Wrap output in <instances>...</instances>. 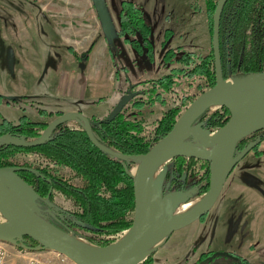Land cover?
I'll return each mask as SVG.
<instances>
[{
  "label": "rangeland",
  "instance_id": "obj_1",
  "mask_svg": "<svg viewBox=\"0 0 264 264\" xmlns=\"http://www.w3.org/2000/svg\"><path fill=\"white\" fill-rule=\"evenodd\" d=\"M48 1L0 0V96L6 98L0 99V124L7 121L17 125L23 116L35 122H52L61 111L78 110L87 113L92 108L91 92L87 93L86 100H69L65 97L56 99L54 96V89L57 86L55 84L58 83L60 77L61 80H64L65 75H62V72H67L62 71L67 67L65 62L67 52L59 44V37L62 38L64 45L71 47V50L87 52L90 43H96L100 26L102 29L101 39L109 49L114 63L111 65L109 58L106 57L101 60L99 67L104 68L106 74L112 73V66L115 71L124 68L133 84L154 81L167 76L171 69L169 62H165L169 50L178 52V56L190 52L206 54L198 44L202 24L199 22L197 27L193 26L195 17L198 16L193 8L203 9V0H192L191 2H196L195 5L192 4V7L189 5L191 3L189 0ZM123 1L136 3L137 7L143 9L149 19L153 28L152 60L146 51L143 55L138 54L123 38L118 36L119 12ZM18 7H21L22 10L20 11ZM37 11L49 15L51 18L54 17L53 19L49 18L50 21H54L53 31L48 23L47 26L45 24L47 16L37 18L34 14ZM202 20L206 31L210 32L207 16ZM36 28L37 30L44 29L45 35L41 31L38 34ZM203 41L208 43L206 51H209L207 35L202 37L199 43ZM37 43V46L39 44L43 46L42 50L37 47L41 63L32 65L30 61L32 52L29 45ZM121 74L124 73L121 72ZM122 77L125 79V74ZM112 86L113 84L102 88V91L98 89V94H102L103 97H111L114 88ZM125 94L126 92L123 93V97ZM197 94L194 86L184 83L176 89L175 95L167 98L165 107L157 106L153 114H150L146 109L145 119L150 123L154 122L164 111L178 105L182 97H196ZM17 96L18 98H16ZM14 98L15 100L12 101ZM106 101H103V104ZM41 110L55 114L44 116ZM217 110L220 109L213 108L208 114ZM106 113L107 111H101L98 119L108 116L111 111ZM73 126H78V124H68L67 128L70 129ZM194 141L190 143L193 144ZM261 156H264V141L259 145L257 151H252L236 166L229 176L219 200L209 214L193 225L172 234L162 251L150 256L152 264H264V158ZM35 160V155L24 154H19L13 159L20 165L31 164ZM138 166L139 161H134L130 172H133ZM167 167L168 173L171 171L170 167L175 169L172 171V177H176V180L185 174L186 186H194L199 180L198 177L200 178L206 173L209 164L202 161L185 159L181 162L174 159L167 164ZM58 172L60 176H68L65 169H58ZM72 183L80 185L78 181ZM167 188L169 189V187ZM170 190L173 191L174 188H170ZM194 191L193 188L191 195L182 199L179 206L202 197L189 200ZM39 203L45 212H49L48 202ZM53 203L66 211L74 208L73 202L59 193L54 194ZM5 224H7L5 217L0 214V226ZM125 233L126 231L115 236L100 237L94 235V238L101 242L99 246H102L105 245V242L99 238L113 237L111 243H117ZM79 240L88 246L95 247L84 239L79 238ZM178 245L182 246L180 252V247L176 249ZM194 248L197 250L194 251ZM175 249L177 252L174 253ZM210 250L216 252L209 254ZM41 252V255L34 254L26 256L27 258L14 252L9 264H26L28 259L33 257L55 263L57 256L54 253ZM207 254L212 257L216 254L220 256L215 260L205 258L201 263L200 258ZM228 254L232 257H228Z\"/></svg>",
  "mask_w": 264,
  "mask_h": 264
},
{
  "label": "trees",
  "instance_id": "obj_2",
  "mask_svg": "<svg viewBox=\"0 0 264 264\" xmlns=\"http://www.w3.org/2000/svg\"><path fill=\"white\" fill-rule=\"evenodd\" d=\"M218 2L205 0L211 37L210 49L205 55L190 52L178 56V52L169 50L165 57V62L168 61L171 66L169 74L149 82L133 84L126 69L116 70V75L121 72L125 74L129 85L125 97L130 98L125 107L115 114H112L114 108L102 119L89 118L95 123L93 134L98 135L103 144L124 156H145L171 132L187 108L215 86L211 43L213 15ZM119 22L118 36L138 54L143 55L146 51L152 60L153 28L143 9L137 7L136 3L123 1ZM93 48L94 44H91L86 58ZM220 51L225 80L239 75L264 74V0L228 1L220 24ZM184 83L195 87L198 93L196 97H182L178 105L164 111L154 122H148L145 119L146 109L153 114L157 106L165 107L167 98L175 95L176 89ZM0 99L6 98L0 96ZM41 113L44 116L54 115L42 110ZM64 114L60 112L58 117ZM228 120V111L221 108L211 115H208L207 110L200 116L199 123L204 125V131L213 133L223 128ZM49 123L31 121L26 116L17 125L4 121L0 124V137L8 135L15 140H37ZM243 148L241 142L238 150ZM19 154L35 155L36 160L31 164H17L13 159ZM133 163L112 159L96 148L85 132L71 130L66 125L57 128L51 138L38 148L0 146V169L28 168L35 171V174L21 172L19 176L44 202L49 203V211L58 217L54 225L74 238L84 239L95 246L101 242L94 235L115 236L132 227L135 211L134 180L128 172ZM58 169L67 170L68 176H60ZM206 170L194 184L195 191L189 200L201 197L208 191L209 167ZM73 181H78L80 185H74ZM55 193L73 202L74 208L66 211L57 207L53 203ZM16 247L19 250L36 251L39 245L24 237ZM203 257L212 259V255L208 254ZM143 264H152L151 257Z\"/></svg>",
  "mask_w": 264,
  "mask_h": 264
},
{
  "label": "water",
  "instance_id": "obj_3",
  "mask_svg": "<svg viewBox=\"0 0 264 264\" xmlns=\"http://www.w3.org/2000/svg\"><path fill=\"white\" fill-rule=\"evenodd\" d=\"M229 0H219L213 15L212 52L214 57L215 86L198 97L181 115L171 132L145 156H124L99 142L93 134V123L79 112L67 113L48 124L47 129L34 141L0 137V146L32 149L43 146L57 128L78 121L90 142L112 159L139 161L134 180L135 211L132 227L117 243L107 247H92L67 234L54 224L40 218L45 212L39 202L44 199L20 176L28 168L0 169V213L7 225L0 226V242L18 245L24 237L39 245L36 250H46L65 256L73 264H143L174 233L198 222L214 208L229 176L258 142L248 144L239 154V144L248 137L264 131V74L233 77L225 80L220 51V24ZM130 97H124L112 114L122 110ZM213 107L229 112L227 124L214 133L204 131L199 118ZM190 139H193L191 144ZM205 140L212 150L199 148L195 142ZM174 159L202 161L209 164L208 191L199 204L188 214L174 218L185 194L164 195L168 173L167 164ZM156 175V177H155ZM187 197V198H188ZM39 203V205H38ZM183 205V204H182ZM55 214V213H54ZM162 241L158 248L146 250L151 244ZM228 257H232L230 254Z\"/></svg>",
  "mask_w": 264,
  "mask_h": 264
},
{
  "label": "crops",
  "instance_id": "obj_4",
  "mask_svg": "<svg viewBox=\"0 0 264 264\" xmlns=\"http://www.w3.org/2000/svg\"><path fill=\"white\" fill-rule=\"evenodd\" d=\"M50 1V0H49ZM48 1V2H49ZM192 0H189V3ZM194 1V0H193ZM197 1V0H195ZM204 2V6H202L203 9L200 10L197 8H193L194 11L196 13H198V16L195 17V24L193 26L197 27L198 23L201 22L202 24V31L199 33L200 37H199V41L198 44L203 48V52L205 51L206 53L208 51L207 48V44L208 43H204L200 42V39L203 37H205L207 35V37L209 38V45H210V41H211V37H210V32L206 31L205 28V24L204 21L202 20L203 17H206V9H205V0H203ZM194 3V4H193ZM196 2H191L189 5L190 7H192V4L195 5ZM22 6V4H21ZM48 7V6H47ZM18 9L21 11L22 8L18 7ZM200 12H199V11ZM39 12V13H38ZM36 15L37 18H44L43 16L46 15L40 11H37L34 13ZM34 16V15H33ZM47 16V15H46ZM24 17V16H23ZM46 19V26L47 23L49 24V26L54 28V21H50L49 15L47 17H45ZM54 17L52 16L51 19H53ZM201 20H200V19ZM199 19V21H198ZM208 19V17H207ZM208 24V21H207ZM41 25V23H40ZM42 26V25H41ZM36 27H38V25L36 24ZM209 27V24H208ZM54 29H52L53 31ZM102 29L99 26V31H98V38L96 39V43L92 42L91 44H94V48L92 53L89 55L88 58H86V54L87 52H80L81 50H69L71 49V47L68 45H64L63 44V40L61 37H59V44L61 46L64 47V49L66 50L67 54L65 56V62L67 64V67L65 69H63L62 71H67V72H62V75H65V79L61 80V77L58 81V83H56L55 85H57L54 89V96L56 99H62V98H67L69 100L71 99H81V100H86L87 98V93L91 92L92 95L91 98L93 100V106L92 108L89 109L88 115L87 113L81 112V111H61V113H75V112H79L81 114H83L84 116H86L87 118H100L98 117L101 113V111H107L106 114L110 113V111L112 112L113 108H115L116 104H118L121 99L123 98V93H125L127 91L128 88V84L126 82V77L125 79H122L123 75L120 73L118 75H116V71L114 70V66H112V73L110 74H106V70L104 68L99 67V64L101 63V60L105 59L106 57L109 58L110 63L112 65V63H114V61L112 60V56L111 53L109 51V49L107 48L106 44L104 43V40L101 39L102 34L101 31ZM36 31L39 34V31H41V33H43V35H45L44 33V29H38L36 28ZM20 39V37H19ZM95 39V38H94ZM21 40V39H20ZM22 41V40H21ZM37 44L33 45L30 44L29 47L31 49V63L32 65H40L41 63V59L38 57V53H37V47H39L41 50L43 49L42 44H39V46H37ZM70 47V48H69ZM90 47V46H89ZM88 47V49H89ZM87 49V51H88ZM200 54V53H199ZM112 77V78H111ZM111 84H113L112 87L113 88V95L111 97H103L102 94H98V89H100V91H102V88H107V86H110ZM116 92V93H115ZM19 96V94H18ZM18 96L16 98H18ZM25 97V96H23ZM100 98V99H98ZM15 100V98L13 99ZM105 104H103V101H105ZM55 114V113H53ZM106 116V115H105ZM104 118V117H103ZM261 158H264V156H261ZM171 239L168 238L165 243L155 252V253H160L162 251V249L167 245V243L169 242V240ZM184 243V242H183ZM185 247V244L183 245ZM6 249L11 257L12 253L14 252H18V249L16 246L11 245V244H6ZM179 249V252L182 248V246H177L176 249ZM174 250V253L177 252V250ZM194 251L197 250V248L193 249ZM216 251L214 250H210L209 254L212 253L214 254ZM42 253V252H41ZM40 252H37L36 255H41ZM264 255V254H263ZM31 256V255H25L24 258ZM206 257L200 258V261L205 259ZM210 257L206 258L209 259ZM217 257H213L212 260H215ZM198 261V259L196 260V262Z\"/></svg>",
  "mask_w": 264,
  "mask_h": 264
},
{
  "label": "built area",
  "instance_id": "obj_5",
  "mask_svg": "<svg viewBox=\"0 0 264 264\" xmlns=\"http://www.w3.org/2000/svg\"><path fill=\"white\" fill-rule=\"evenodd\" d=\"M213 110V109H211ZM211 114H213L214 112H210ZM71 123H77L78 126H73L72 128L70 127V129L74 130V131H79V132H83L84 128L83 125L78 122V121H74ZM70 123V124H71ZM97 137V136H96ZM97 140L99 142H102L101 139L99 137H97ZM40 218H42L43 220L47 221V222H52V223H57L58 222V218L56 216V214L51 213V214H46V213H40L39 214ZM100 240L104 241L105 245H111V242L113 241V237H105V238H99ZM6 244L3 242H0V264H9L10 263V255L6 249ZM19 255L25 256V255H34V253H30L27 251H18ZM55 254V253H54ZM57 256L55 263H49V262H45L44 260H40L38 258H30L28 259V261L26 262V264H73L69 259H67L65 256L63 255H59V254H55Z\"/></svg>",
  "mask_w": 264,
  "mask_h": 264
},
{
  "label": "flooded vegetation",
  "instance_id": "obj_6",
  "mask_svg": "<svg viewBox=\"0 0 264 264\" xmlns=\"http://www.w3.org/2000/svg\"><path fill=\"white\" fill-rule=\"evenodd\" d=\"M263 141H264V131L259 133V134L254 135V136L248 137L247 139H245L242 142H243L244 148H245L248 144H250L252 142H258V144L260 145ZM259 145H258V147H259ZM242 150H238L237 154H239ZM175 160H180V159H175ZM188 161H196V160H188ZM169 170H171V171L169 173H167V177H166V181H165L166 186L164 189V195H168V194H182L184 196H185V194L191 195V192L193 191L194 187H193V185L186 186V183H185L186 175L183 174L181 176V178H179V180L178 179L176 180V177H172V171H175V169L170 167ZM167 187H169V189ZM170 188H174V190L171 191ZM187 197H183L182 199L187 198ZM38 205H39V203H38Z\"/></svg>",
  "mask_w": 264,
  "mask_h": 264
},
{
  "label": "bare ground",
  "instance_id": "obj_7",
  "mask_svg": "<svg viewBox=\"0 0 264 264\" xmlns=\"http://www.w3.org/2000/svg\"><path fill=\"white\" fill-rule=\"evenodd\" d=\"M218 108V107H216ZM195 146L199 147V148H204V149H208V150H212L213 149V145L212 144H208L205 140L203 139H199L195 142ZM137 173V169H135L133 171V174L136 175ZM156 177V175H155ZM200 199L195 200L193 202H188L186 204L181 205L177 211L174 214V218H180L186 214H188L190 211H192L194 208H196V206L199 204ZM1 214V213H0ZM7 225V224H5ZM81 242V241H80ZM82 243V242H81ZM162 241H157L153 244H151L149 247H147L146 250H150L153 248H158L161 245ZM84 244V243H83ZM87 245V244H86Z\"/></svg>",
  "mask_w": 264,
  "mask_h": 264
}]
</instances>
